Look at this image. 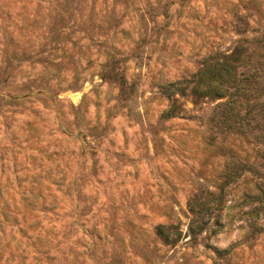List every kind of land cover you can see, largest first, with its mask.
I'll return each instance as SVG.
<instances>
[{
  "label": "rangeland",
  "instance_id": "1",
  "mask_svg": "<svg viewBox=\"0 0 264 264\" xmlns=\"http://www.w3.org/2000/svg\"><path fill=\"white\" fill-rule=\"evenodd\" d=\"M237 48L242 125L164 116ZM263 101L264 0H0V264H264Z\"/></svg>",
  "mask_w": 264,
  "mask_h": 264
},
{
  "label": "trees",
  "instance_id": "2",
  "mask_svg": "<svg viewBox=\"0 0 264 264\" xmlns=\"http://www.w3.org/2000/svg\"><path fill=\"white\" fill-rule=\"evenodd\" d=\"M243 51L244 49L242 50L237 48L229 57H227L225 61L217 60L215 62H206L204 64V68L194 74L192 78L172 81L163 85L162 88L164 92L170 98V105L164 112V116L175 117L180 114H185L187 112L184 103L186 98H190L197 106L200 102L207 98L219 100L226 97L228 99L218 106V108L222 109V113L218 121L224 128L229 129L235 127L238 123L242 125V117L244 116L240 115V111L236 106L237 102L232 99L234 92L231 88H236V92L238 94H241V89L243 94L246 91L245 86H240L242 85V79L237 77L236 67L234 66L236 61L241 60V54ZM260 108V114L264 117V101L262 102ZM198 227L199 228L196 230L193 223L189 225L190 231L194 235L200 233L202 226ZM171 228H174V226H165L160 224L157 226L156 230L157 233L166 241L174 242L177 240V236H175V234H180V232L172 233L170 232Z\"/></svg>",
  "mask_w": 264,
  "mask_h": 264
}]
</instances>
